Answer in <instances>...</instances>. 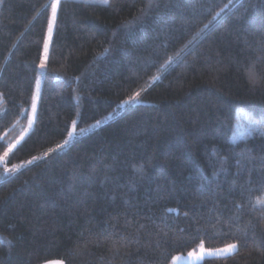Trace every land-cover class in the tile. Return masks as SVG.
<instances>
[{
  "label": "trees",
  "instance_id": "obj_1",
  "mask_svg": "<svg viewBox=\"0 0 264 264\" xmlns=\"http://www.w3.org/2000/svg\"><path fill=\"white\" fill-rule=\"evenodd\" d=\"M103 2L60 0L29 131L53 0H0V264H264V0Z\"/></svg>",
  "mask_w": 264,
  "mask_h": 264
},
{
  "label": "rangeland",
  "instance_id": "obj_2",
  "mask_svg": "<svg viewBox=\"0 0 264 264\" xmlns=\"http://www.w3.org/2000/svg\"><path fill=\"white\" fill-rule=\"evenodd\" d=\"M90 1L103 2L104 0H90ZM103 3H105V2H103ZM57 9H58V6H57ZM51 15H52V9H51ZM50 18H51V16H50ZM53 27H54V24H53ZM52 32H53V28H52ZM52 32H51V35L49 36V32L47 30V34H46V40H47L48 43H47V48H45V45H44L42 62L40 64V66H39V73H38L36 88H35V92H34V96L36 97L35 111H33V99H32L31 112H30L29 125H28L29 131L32 129V126H33V123H34L35 114H36V111H37V106H38V101H39V95H40V88H41V81H42V75H43V71L45 69V61L47 59L48 52H49V46H50ZM42 64H43V67H41ZM98 124L101 125V123H97V124L93 125L88 131L93 130L94 128H96L98 126ZM25 135L21 138V140L19 142H21L23 140V138L25 137ZM12 149L13 148H11L7 152H5V154L7 153V155L4 154L0 158V166L6 164L7 157L11 153ZM206 250H212V249H206ZM236 252H237V249L234 252H232L231 254H226V255H212V256L205 255L202 259H197L196 257L200 253V247H199L196 251L191 252L193 255H190V253L176 255L172 259V261H171L170 264H201L206 259L228 257V256L233 255ZM44 264H64V263L61 262V261H51V262H47V263H44Z\"/></svg>",
  "mask_w": 264,
  "mask_h": 264
},
{
  "label": "snow or ice",
  "instance_id": "obj_3",
  "mask_svg": "<svg viewBox=\"0 0 264 264\" xmlns=\"http://www.w3.org/2000/svg\"><path fill=\"white\" fill-rule=\"evenodd\" d=\"M105 3L108 2V0H104ZM60 3V0H53L51 9H52V15L51 18L49 19L48 22V32H49V36L51 35L52 32V28H53V24L55 23L56 20V12H57V6ZM207 27V25L205 26ZM47 40L45 41V48H47ZM41 67H43V64L41 65ZM35 103H36V97H33V111H35ZM71 135V133H70ZM67 142V141H66ZM58 147H60L58 145ZM7 155V153L5 154ZM6 171H8L6 169ZM12 171H15V168L12 169ZM237 249V244H228L227 246L223 247V248H218V249H212V250H206L203 245L200 246V253L199 255L196 257L197 259H202L205 255H226V254H231L232 252H234ZM190 255H193L192 253H190Z\"/></svg>",
  "mask_w": 264,
  "mask_h": 264
},
{
  "label": "water",
  "instance_id": "obj_4",
  "mask_svg": "<svg viewBox=\"0 0 264 264\" xmlns=\"http://www.w3.org/2000/svg\"><path fill=\"white\" fill-rule=\"evenodd\" d=\"M137 105L138 106H145L146 104H144V103H138Z\"/></svg>",
  "mask_w": 264,
  "mask_h": 264
}]
</instances>
